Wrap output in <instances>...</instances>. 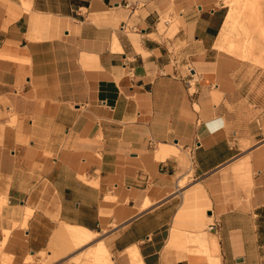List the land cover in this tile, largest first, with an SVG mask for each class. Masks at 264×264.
<instances>
[{"label":"crops","instance_id":"0c3cea01","mask_svg":"<svg viewBox=\"0 0 264 264\" xmlns=\"http://www.w3.org/2000/svg\"><path fill=\"white\" fill-rule=\"evenodd\" d=\"M225 8L0 0L12 264H264V84L215 47Z\"/></svg>","mask_w":264,"mask_h":264},{"label":"rangeland","instance_id":"374dc122","mask_svg":"<svg viewBox=\"0 0 264 264\" xmlns=\"http://www.w3.org/2000/svg\"><path fill=\"white\" fill-rule=\"evenodd\" d=\"M222 3L226 7L227 16L223 28L227 25L225 30L228 38L222 47H220L218 46L220 44L218 35L215 47L222 54L236 59L237 64L243 62L245 64V71L248 72L249 76H252V80L264 84V0H222ZM230 42L236 46L233 50H230V47H228L231 44ZM241 50L244 51L242 52ZM3 204L4 202H1L0 210ZM66 241L61 246V252L67 253L82 245L78 240ZM61 256L43 255L35 264H51ZM27 259V261H31V258ZM64 260H66L67 264H93L91 253H88L86 256L82 253L72 259L66 256ZM0 264H12L10 256L2 254L1 248Z\"/></svg>","mask_w":264,"mask_h":264},{"label":"bare ground","instance_id":"6f19581e","mask_svg":"<svg viewBox=\"0 0 264 264\" xmlns=\"http://www.w3.org/2000/svg\"><path fill=\"white\" fill-rule=\"evenodd\" d=\"M231 14V13H230ZM229 15V14H228ZM232 15V14H231ZM230 18V17H229ZM228 18V19H229ZM233 19V18H232ZM228 21H230V20H228ZM232 22V21H231ZM229 23V22H228ZM227 26V25H226ZM226 26H224V28L222 27V30L220 31V34H219V40H220V44L218 45V46H220V47H222V45H223V43H225V41H226V39L228 38V36H227V33H226V30H225V28H226ZM227 30H228V28H227ZM227 42H229V40H227ZM231 44L228 46V47H230V50H233L234 48H236V46L234 45V43H232V42H230ZM242 52L244 51V50H241Z\"/></svg>","mask_w":264,"mask_h":264},{"label":"built area","instance_id":"2783aa9c","mask_svg":"<svg viewBox=\"0 0 264 264\" xmlns=\"http://www.w3.org/2000/svg\"><path fill=\"white\" fill-rule=\"evenodd\" d=\"M212 226H213V225H212V224H210V225H209V228H212Z\"/></svg>","mask_w":264,"mask_h":264}]
</instances>
